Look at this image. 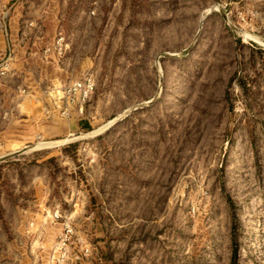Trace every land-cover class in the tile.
<instances>
[{"label": "rangeland", "instance_id": "1", "mask_svg": "<svg viewBox=\"0 0 264 264\" xmlns=\"http://www.w3.org/2000/svg\"><path fill=\"white\" fill-rule=\"evenodd\" d=\"M9 46L0 264H51L55 212L91 245L68 264H264V0H0Z\"/></svg>", "mask_w": 264, "mask_h": 264}, {"label": "built area", "instance_id": "2", "mask_svg": "<svg viewBox=\"0 0 264 264\" xmlns=\"http://www.w3.org/2000/svg\"><path fill=\"white\" fill-rule=\"evenodd\" d=\"M54 39L51 46L46 48L45 53L53 52L58 56H62L66 47L65 39L61 34ZM8 48V53H4L0 62V76L8 72L7 70L10 68V62L13 59L14 51L11 46ZM95 87L96 84L92 76L71 80L63 85L60 91L61 95L58 99L59 101L57 102L60 115L66 118L71 115L72 111L76 112L78 115H82L95 91ZM52 220L61 222L62 230L52 250L51 264H68L69 262H76L82 258L91 256L92 251L88 238L78 233L68 219L63 218L61 214L55 212L52 216Z\"/></svg>", "mask_w": 264, "mask_h": 264}, {"label": "bare ground", "instance_id": "3", "mask_svg": "<svg viewBox=\"0 0 264 264\" xmlns=\"http://www.w3.org/2000/svg\"><path fill=\"white\" fill-rule=\"evenodd\" d=\"M57 144H58L57 142H53V143H43V144L37 145L35 148H43V147H49V146L51 147V146H56Z\"/></svg>", "mask_w": 264, "mask_h": 264}]
</instances>
